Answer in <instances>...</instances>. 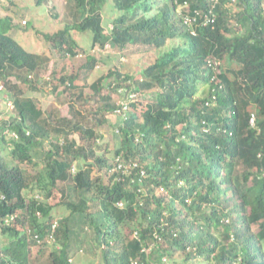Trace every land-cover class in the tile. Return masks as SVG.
Wrapping results in <instances>:
<instances>
[{
	"label": "trees",
	"instance_id": "16d2710c",
	"mask_svg": "<svg viewBox=\"0 0 264 264\" xmlns=\"http://www.w3.org/2000/svg\"><path fill=\"white\" fill-rule=\"evenodd\" d=\"M35 2L64 21L38 35L61 59L85 62L46 81L53 56L28 51L11 35L14 17L0 16V85L14 103L0 104V131L19 135L0 140V217L20 214L0 221V264H75L88 234L104 264H264V0H67L63 17L55 0ZM75 32L90 33V46ZM131 46L157 58L95 75L97 49ZM53 80L79 120L54 121L23 90ZM106 126L119 144L103 141Z\"/></svg>",
	"mask_w": 264,
	"mask_h": 264
},
{
	"label": "rangeland",
	"instance_id": "374dc122",
	"mask_svg": "<svg viewBox=\"0 0 264 264\" xmlns=\"http://www.w3.org/2000/svg\"><path fill=\"white\" fill-rule=\"evenodd\" d=\"M111 1L112 0H110V2ZM55 2L58 6L60 15L63 17V15H65L67 12V0H55ZM103 14L105 18V24L109 29H111L113 27L111 20L113 14L110 12L109 6L104 9ZM6 15H11L14 17V21L17 26L12 30L11 35L14 36L16 40L21 43L22 46H24L30 52H46L53 56L49 67L46 73L44 74L46 81L50 80V77L52 75L54 78L55 76L59 78L63 73H72L80 71L79 66L85 62V56H78L75 59H61L56 50H54L51 43L45 41L42 37L38 35L37 30L53 34L64 26L63 18L53 19L49 14L46 5L38 6L35 0H0V16ZM25 22L28 23L25 24ZM75 37L78 39L82 46H90L92 40L90 33L75 32ZM109 49L110 48L108 47V49L104 51H101L100 49H97L95 51L97 55L100 56L102 61L105 62V64L101 63L95 71V75L97 76L99 72L106 71L109 68L116 66L117 64L122 66L121 69L122 71H124L126 69L123 70V65L125 63L131 62L134 63L133 70L139 72L141 69H143V67L148 66L149 63L153 62V60H155L158 55V53L154 51H139L134 46H131L126 50ZM95 78L96 77L88 79L86 83H90L91 80ZM55 82L57 81L53 80L52 84L49 85V87L41 86V89L39 91H31L28 89L27 86L23 85V90L26 95L33 97L37 101L39 106L44 109L46 115L54 121L62 117H68L70 119H74L75 121L79 120L77 113L73 111L72 104H70L71 102L69 101V98H67L65 95L58 96V92L59 90H62V87L56 91L53 89V86H55ZM50 86H52V88ZM111 90V88H107L105 89V92L112 94ZM112 95L114 96L116 103L122 101V96H120L119 94ZM141 101L145 102L147 100L141 98ZM0 104L3 110H8L7 101L2 100ZM95 106L96 104H94V107ZM79 107L81 110H85V107L82 108V106L78 104L77 108ZM8 112H10V110H8ZM87 112L90 113L88 114V118L93 119L94 117H92L91 114L93 115L94 113H92L91 111ZM108 117L113 123L118 121V117L114 116L113 114H110ZM88 123L90 124V121ZM106 129L107 130H105L103 133V141H111L119 144L120 138L118 136V129H111V131H109L108 126H106ZM0 148H3L2 142H0ZM9 161L11 162V158H9ZM62 197L63 196L61 191L57 190L55 192L54 197L51 199V202L53 204L62 202ZM65 211L66 210L63 207L58 206L54 212L58 217L61 216ZM89 235L90 234L86 235V243L84 247L74 251L73 260L75 264H104L103 259L101 257V253L95 250L92 236ZM10 241V237H6L3 240L4 243H8Z\"/></svg>",
	"mask_w": 264,
	"mask_h": 264
},
{
	"label": "built area",
	"instance_id": "2783aa9c",
	"mask_svg": "<svg viewBox=\"0 0 264 264\" xmlns=\"http://www.w3.org/2000/svg\"><path fill=\"white\" fill-rule=\"evenodd\" d=\"M203 18H204V20H203V24L204 25L208 24L209 22H214V18H213V16H211L210 13L205 14L203 16ZM197 20H198L197 16L196 17H189L188 16L185 19V23L192 28ZM193 33L195 34V30H193ZM0 93L2 94L0 98L1 99L6 98L7 105H8V110L11 111L14 108V103H13V100L9 97L7 88H6V86L3 83L0 85ZM118 104L122 105L124 110H127L129 108L128 106L130 105L129 102H125L123 100L120 101ZM119 112H120V110H119ZM0 120H2V116L0 117ZM5 136L6 137L9 136V137L14 138V139H18L19 138L18 133L15 132V131L10 130V128L5 129L3 132L0 131V140L3 137H5ZM133 166H137V164H133ZM120 167H126L127 168V166H125L124 164H121ZM72 170H73V172H75L76 171V167L73 166ZM38 198H41V196H38ZM0 199H6V195L2 191H0ZM119 205L120 206H124L123 203H119ZM38 214L41 215V212H39ZM19 216H20L19 212L8 213L5 217H0V221L2 219H4L5 225L12 226L13 223H16L18 221ZM57 226H58V221H55L54 224H53V233L49 236V239H48V241L50 243H53L55 241V231L57 229ZM27 231L29 232V234H31L33 236V238L38 243L43 242V240L39 237L38 234L34 235V232L32 231L31 228L27 229ZM70 261L74 262L73 258H71ZM134 264H146V263L145 262L135 261Z\"/></svg>",
	"mask_w": 264,
	"mask_h": 264
},
{
	"label": "crops",
	"instance_id": "0c3cea01",
	"mask_svg": "<svg viewBox=\"0 0 264 264\" xmlns=\"http://www.w3.org/2000/svg\"><path fill=\"white\" fill-rule=\"evenodd\" d=\"M0 97H1V94H0ZM1 99V98H0ZM1 101V100H0Z\"/></svg>",
	"mask_w": 264,
	"mask_h": 264
}]
</instances>
